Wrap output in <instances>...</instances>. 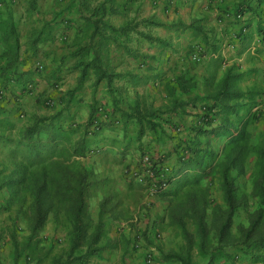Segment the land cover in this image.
Masks as SVG:
<instances>
[{
  "label": "rangeland",
  "instance_id": "rangeland-1",
  "mask_svg": "<svg viewBox=\"0 0 264 264\" xmlns=\"http://www.w3.org/2000/svg\"><path fill=\"white\" fill-rule=\"evenodd\" d=\"M122 1L9 0L8 5L0 4V264H69L74 243L71 213L64 210L57 213L51 211L44 225L34 229V197L20 181L21 174L15 172L19 166L17 161H27L23 160V155H28L23 150L25 146L18 142H21L20 134L28 127L41 121V117L44 121L49 116L38 113L41 107L48 110L62 108L63 111V100H68L69 103H65V106L70 109L75 90H85L84 87L81 88V84L72 89L78 81V76H74L78 72L74 75L69 73L64 78L63 71L80 67L83 62H90L94 55H98L101 66L109 65L110 62L118 65L120 55L123 56L121 59L126 58V54L130 55L127 51L135 49L136 35H146L149 32L141 24L144 22L143 18L135 16V0H126L130 1L126 8H131L128 13L114 14L113 9L116 7L118 11ZM96 8L99 13L93 15ZM126 26L128 30H125ZM125 33H130L132 39L126 40ZM123 50L126 53H121ZM195 55L192 58L199 64L202 55L197 54L200 60L195 59ZM10 62L13 63L10 69L17 65L18 73H14V68L11 73L4 70ZM87 69L88 75L95 70L92 65ZM95 71L98 74L99 70ZM33 73H36L39 82L32 78ZM111 73L116 72L111 70ZM46 77L55 80L46 83ZM65 83L70 86L66 96L61 89ZM154 89L156 92L153 99L163 100L159 89ZM167 90L175 99H179L177 87H169ZM143 92L144 100L150 98L149 95H144L145 89ZM67 96L71 98L67 99ZM141 102L140 100L139 106L129 105L124 108L119 102L111 110L104 103L92 105L90 102H82V112L89 111L87 120L83 121L80 117L65 121L67 129H77L76 140L87 132L89 136L86 139L94 145L103 141V132L110 129L111 133H115L109 136L112 145L132 144L124 151L95 153L92 155H96L95 158L79 159L81 165L86 164V167L91 166L97 171L91 176L93 185L88 193L87 211L92 222L86 242L91 241L100 219V196L107 200L103 232L93 244L97 252L89 256V264H181L177 259L166 258L170 254H188L191 264H217L216 259L220 257L226 261L230 259L234 264L257 262L250 254L241 250L243 245L238 243V227L241 224L248 225L251 215L259 207L254 182H262L264 185V180L260 176L261 166L257 164L258 152L254 148L258 151V148L264 146V115L256 111V116L259 113L262 118L242 120L233 125L231 113L223 111L228 126L233 125V130L218 133L184 131L183 126L175 124L166 115L170 105H153L154 108L150 106L152 110H149L147 103ZM136 107H142V110H136ZM242 110L247 113L250 107L244 104ZM108 112L112 120L109 122L110 126L106 127L100 116H105ZM260 112H264V109ZM136 113L141 116V130L132 131L130 125L127 131L126 121ZM123 126L125 131L120 134ZM241 130L245 132L243 138L229 144L232 132L238 133ZM34 141L38 143L37 140ZM188 141L194 142L192 146L195 151L189 148ZM237 145L243 150L239 155L241 167L232 169L231 176L235 178L241 204L230 225L229 231L233 238L220 242L218 226L213 221L222 210L228 209V205L219 164L227 158L231 147ZM177 152L186 159L200 161L202 169L209 173L202 183H194L192 188V195L203 197V201L207 203L208 232L204 237L190 207L188 214L184 215L190 236L185 234L183 227L171 216V208L179 201L176 198L178 195L175 197L171 192L176 187L175 180L162 194L142 187L130 175L131 170L141 165L144 155L162 159L172 173L179 172L183 161ZM135 162L136 165L132 166ZM110 166H123L124 173L121 175L126 184L122 185L118 179L110 180L111 184L107 180L101 184L108 175L114 174V171L108 174ZM31 180L35 182L36 177L32 176ZM185 191L179 194V199L183 202L186 201ZM157 196L162 199L158 206L153 202V198ZM216 222L220 223L221 219ZM189 241H192L191 245ZM86 242L77 249L76 254L86 251ZM256 247L253 246L252 250L258 251ZM261 252L264 253V248Z\"/></svg>",
  "mask_w": 264,
  "mask_h": 264
},
{
  "label": "crops",
  "instance_id": "crops-1",
  "mask_svg": "<svg viewBox=\"0 0 264 264\" xmlns=\"http://www.w3.org/2000/svg\"><path fill=\"white\" fill-rule=\"evenodd\" d=\"M135 1V16L143 18L144 22L141 21V24L149 32L145 33L146 35L143 33L136 35L135 49L127 51L130 55L126 54V58L121 59L123 56L120 55L118 65H112L111 62L109 65H103L105 74L102 77L100 70L96 74L95 67L93 74L83 75L84 65L63 71L64 78L69 73L74 75L78 72L74 75L78 76V81L72 89L81 84V88L84 87L85 90L80 88L75 90L73 100L70 101L72 104L70 109L65 106V103H69L68 100H63L64 103L61 105L65 107L63 111L62 108L48 110L41 107L38 113L49 115L45 119L44 131H52L54 125L62 127L63 130L67 129L68 125H65L67 119L73 121L81 117L83 121L87 120L89 111L82 112L80 106L82 102H90L92 105L97 102L104 103L110 110L119 102L123 108L129 105L139 106L140 100L141 104L147 103V108L164 103L170 105L166 114L170 117L169 120L183 126L184 131H231L233 125L239 121L262 118L259 113L264 115V112H260L264 109V0ZM122 2L118 11L116 7L113 9L114 14L124 15L131 10V8L126 10L130 1ZM125 36L126 40L132 39L130 33H125ZM193 54L202 55L199 64L192 58ZM111 70L116 73L112 74ZM32 78L40 81L36 73H33ZM54 80L52 77L45 78L46 83ZM174 86L180 93L178 100L167 90ZM154 88L159 89L163 100L153 99L156 92ZM61 89L66 96L70 86L65 83ZM144 89L146 90L144 95L150 97L146 100L142 98ZM70 98L67 96V99ZM179 104L181 105L177 107ZM244 104L250 107L247 113L242 110ZM212 106L215 108H211ZM151 107L149 110L154 108ZM210 109L215 113H212L211 117L213 122L207 125L201 117ZM136 110H142V107H136ZM223 111L231 113L233 120L231 127L228 126ZM256 111H259L257 116ZM108 114L109 112L105 116H100L106 127L110 126L109 122L112 120V116ZM140 117L138 113L132 115L131 119L129 116L125 129L128 131V126L131 125L132 131L135 129L140 131L142 127ZM12 120L14 121L13 118ZM50 123L53 125H48ZM125 129L123 126L121 131L119 130L120 134ZM111 131L107 129L103 132L102 137H105L103 141L94 145L88 142L87 156L83 159L95 158L96 155L92 156L95 153L108 151L113 153L130 148L132 144L112 145L109 136L115 133ZM120 157L124 158V155ZM75 159L79 160L80 157L77 156ZM135 165L136 162L132 166ZM87 167L92 173L97 172L93 167L88 165ZM110 167L108 174L113 171L114 174L108 175L101 184L106 183V180L111 184L110 180L114 179L126 184L121 175L124 173L123 166ZM118 172L119 174H115ZM103 199L104 197L100 196V201ZM161 200L159 196L153 198L157 206ZM216 261L217 264H234L230 259L226 261L221 257Z\"/></svg>",
  "mask_w": 264,
  "mask_h": 264
},
{
  "label": "trees",
  "instance_id": "trees-1",
  "mask_svg": "<svg viewBox=\"0 0 264 264\" xmlns=\"http://www.w3.org/2000/svg\"><path fill=\"white\" fill-rule=\"evenodd\" d=\"M8 1L9 0H0V4L8 5ZM36 1L37 0H35V2ZM98 13L99 9L96 8L93 15H97ZM125 30H128V26L125 27ZM83 49H81L82 52ZM78 54L81 53H77V55ZM84 63L85 62H83V75L87 74L89 65H94L97 70H100V77L105 74L104 68L99 64L98 55H94L90 62L87 61L86 64ZM12 64L13 63L10 62L4 70H9L8 72L11 73V70L14 68V73H18L17 65L10 69ZM210 110L201 117V120L207 125L213 122L210 116L212 110ZM56 126L57 125L53 126L52 131H44L45 120L43 121L41 118V121L28 127L22 133L21 142L18 143L25 146L23 150L28 155H23V160L27 161H17L16 164L19 166H17L18 168H16L15 172L21 174L20 181L23 182L24 188H29L30 193H32L34 197L32 199L36 210L33 219L34 229H39L44 225L51 211L56 213L63 210L70 212L73 223L74 243L71 247L69 264H89V256L97 252V249L93 248V244L99 239L103 232V215L105 213L107 200L105 197L101 202L100 219L96 225L95 234L92 235L91 241L86 242V237L90 234L89 227L92 222L87 208L88 193L93 185L91 176L94 175V173H92L88 167L81 165L79 160L75 159V157L87 156L88 140L86 137L88 134L86 132L85 135H82L76 140V134L78 133V131H76L77 129H64V131L62 127ZM201 132L218 133V131ZM244 134L245 132L242 130L238 133L232 132L229 144H232L238 138H243ZM34 140H37L38 143ZM193 143L192 141H188L189 148L195 151L192 146ZM254 149L258 152L259 161L257 164L261 166L260 176L261 179L264 180V146L258 148V151L256 148ZM229 152L227 158L219 164L228 209L222 210L220 215L216 216L215 221H213V224L218 226V241L220 242H224V240L229 241L230 238H233L231 231H229L230 225L233 216L237 213L241 204V197L237 194V185L235 178L231 176V171L236 167H241V158L239 155L243 150L237 145L236 147H231ZM14 155H12V157ZM177 155H179V158L183 162L181 167L182 170L180 169L179 172L173 171V173L171 171L169 176V184L173 183L174 180L176 182V187L174 191L172 190L171 192L175 197L178 195L176 198L179 200L171 208V216L183 227L185 234L189 235L186 229L184 215L185 213L188 214L187 210L190 207L199 225L200 232L204 237L208 232V225L206 223L207 203L203 201V197H199L195 194L192 195V188H194V183H202V181L209 176V173L202 169L200 161H196V159L193 160L192 158L186 159L179 153ZM16 159L18 160L17 157ZM160 161L163 160L160 159ZM32 176L36 177L35 182H32ZM183 190H186L185 193H187L185 202L179 199V197H181L179 194ZM254 192L255 195L259 197V207L251 215L248 225H239L238 243L243 245L241 250L246 254H250L255 261L264 262V253L261 252V249L264 248V185L262 182H254ZM218 219H221L220 223L216 222ZM85 242L87 243L86 251L76 254L77 249ZM189 244L191 245L192 241H189ZM257 245H259V247H256ZM253 246L258 248V251L252 250ZM166 258L177 259L181 264H191L190 255L188 254L186 256L170 254L167 255Z\"/></svg>",
  "mask_w": 264,
  "mask_h": 264
},
{
  "label": "built area",
  "instance_id": "built-area-1",
  "mask_svg": "<svg viewBox=\"0 0 264 264\" xmlns=\"http://www.w3.org/2000/svg\"><path fill=\"white\" fill-rule=\"evenodd\" d=\"M194 58L200 60L198 55H195ZM170 173V168L165 166L159 158L144 155L141 165L137 169L131 170L130 175L151 192L163 193L169 188Z\"/></svg>",
  "mask_w": 264,
  "mask_h": 264
}]
</instances>
